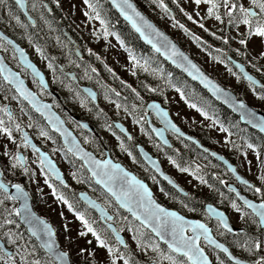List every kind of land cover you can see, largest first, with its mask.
Listing matches in <instances>:
<instances>
[{"label": "trees", "instance_id": "16d2710c", "mask_svg": "<svg viewBox=\"0 0 264 264\" xmlns=\"http://www.w3.org/2000/svg\"><path fill=\"white\" fill-rule=\"evenodd\" d=\"M91 1L106 31L117 37L134 54V76L136 80L134 83L123 80L112 69L106 70L104 74L97 69L95 70L90 65V63L93 64L92 60H96V58L88 52L87 46L89 47V43L86 42L81 34L72 29L69 23V14L64 12L57 0H28L29 9L37 19L35 25H32L26 19L13 0H3L0 3L1 27L19 42L28 43L41 50L42 55L44 54L53 63L52 88L60 94V99L53 98L55 100L54 104L65 113L67 118L71 119L70 115L65 111V105L72 103L71 111L77 113L83 119L90 120L98 131L102 130L101 124L103 125V121L112 134L125 142H129V139L122 136L113 126L112 119L114 117L111 112L100 104L95 105L80 89L79 85L66 74V71L62 70L61 65L65 70H74L80 81L93 85L98 90L100 97L107 99L125 116L132 118L146 132L149 131L145 118L146 101L153 98L164 103L167 93L172 89H177L187 105L196 109L202 116L211 119L212 122L226 129L228 134L233 137L235 143L232 147L235 149H230V152L226 153L229 159L235 161L233 156L235 153L233 152L236 150L237 155L245 145L261 147L264 151V136L259 131L242 124L237 115L230 109L215 100L199 84L190 80L183 72L155 53L140 39L138 34L118 14L108 0ZM209 1L211 8L213 5V8H221L222 6L235 7V0ZM136 2L144 11L147 8L152 10L160 9L170 18L173 17L172 12L181 18L184 15L179 8L180 0H136ZM150 16L153 18V14H150ZM235 16L236 12L234 10L230 13V21L233 25L237 22ZM156 22L159 24L158 21ZM64 27L70 30L79 42L81 50L85 53L84 59L76 55L74 43L64 34ZM224 36L225 34L220 37L214 33H209L203 39L195 36L192 37L199 46L210 55L215 56L230 72L242 79L240 73L228 60V54L246 64H248L249 60L248 54L243 49H234L236 47L231 46L228 41L227 44L219 45V42H224L226 39L229 40V37L224 39ZM214 46L220 47L219 53L214 52ZM184 48L186 47L184 46ZM86 72L89 73L88 77L85 75ZM211 74L214 75L213 73ZM214 77L217 78L216 75ZM2 87V94L6 98L18 100L21 107L24 108L29 121H31L29 132L36 137L40 145L43 143V140L40 138V132L51 133L55 141L61 144L59 136L47 127L43 117L39 113L20 99L11 86L3 83ZM237 93L240 97H243L242 91L238 90ZM70 94H73L75 99H68ZM253 94L258 98H264V90L262 89L254 87ZM79 104H83V106L79 107ZM116 114L115 118H119L118 115L121 113L118 112ZM71 121L79 129L96 139L93 150L98 155L103 156L104 147L107 146L111 149L114 158L122 161L120 155L114 151L104 133L96 136L94 133L84 130L75 120L71 119ZM0 122L5 128L9 127L6 115H3L1 111ZM188 131L196 135L202 144L214 148L215 141L205 128L191 125ZM176 139L178 143H182V146L176 144L174 148H167L154 140L150 149L155 155H160L163 159H169L173 167L190 173L199 184L197 188L189 190L190 193L187 196L181 195L165 182L163 183L164 188L170 192L175 200L181 201L186 210L203 219L208 217L205 211V204L207 202L216 201L222 208H225L227 204H232L242 213L243 230L237 233H230L219 229L218 236L242 257L250 259L255 263L264 264V255H261V252L264 251V230L260 228L257 217L239 201L233 191L226 187V181L231 179V174L224 165L212 158L208 152L198 148L194 143L181 137ZM137 141L145 143L139 137ZM44 147L47 148L46 146ZM131 149L135 158L145 165L136 146L131 145ZM11 156L17 162L16 153ZM67 156L71 169L69 176L67 175L70 186L65 187L54 181L51 175L50 179L54 181L58 194L66 201L70 210L76 215H82L87 228L92 230L95 236L106 244L114 256L123 259L126 264H147L149 261L164 264L168 259L179 264H189L184 257L173 253L164 243L158 241L148 229L121 209L120 217L122 220L118 222L116 216L115 221L118 228L126 231L133 239L135 246L124 247L120 245L108 226L100 220L94 210L80 201L77 193L79 190L88 189V184H90L92 186V194L98 199H102V197L113 199L101 187L95 184L79 159L69 153H67ZM3 172L7 181H20L27 184V181L23 179L24 172H21V170L15 172L14 178L7 172ZM150 172L154 173L153 171ZM202 187L208 188L206 195L203 194ZM245 191L252 197L264 199V187L256 185L255 187L245 188ZM0 201V209L2 210L0 212L4 217L0 221L6 222L8 220L11 232L21 242L23 248L22 264H56L38 245L37 241L31 237L25 226L21 224L16 212V201L1 189ZM35 203L36 200L34 201ZM174 206L177 207L176 204ZM0 237L6 240L8 236L1 234ZM252 254H255L253 259L251 258ZM217 256L223 264H234L222 253H217ZM2 259H9V257L0 250V264ZM94 260V255L90 254V256L85 257L80 263L74 262V264H96L97 261Z\"/></svg>", "mask_w": 264, "mask_h": 264}, {"label": "water", "instance_id": "95a60500", "mask_svg": "<svg viewBox=\"0 0 264 264\" xmlns=\"http://www.w3.org/2000/svg\"><path fill=\"white\" fill-rule=\"evenodd\" d=\"M108 1L121 17L133 27L140 38L155 52L181 70L191 80L207 90L212 97L233 111L242 123L249 125L264 135V111L251 106L243 98L238 97L235 91L210 75L178 41L144 12L135 0H127L132 8H128L127 5L123 3V0ZM18 5L31 23L35 24L36 19L28 11L27 0H23V6L20 4ZM132 9H135V11ZM248 10L252 15L255 14L253 8H249ZM136 13H139V15H136ZM129 17H131V19H129ZM141 17L143 19H141ZM64 30L66 35L76 44V52L82 56V52L76 40L71 36L69 30ZM0 37L13 47L21 65L30 70L45 89L52 92L48 76L32 58L27 48L8 35L1 27ZM230 59L234 66L243 74L245 80L256 86L263 85L261 80L255 76L244 63L232 57H230ZM193 65L195 67H193ZM0 74L34 110L44 117L49 127L58 133L62 143L67 147V150L83 162L94 181L115 200L117 205L148 228L172 251L185 256L191 264H214L208 252L201 245V239H203L209 245L225 253L232 262L237 264H253L248 259L242 258L234 253L228 244L220 240L214 234L212 226L204 220L196 217H189L178 209L169 207L159 201L155 197L154 191L148 182L143 180L135 172L129 170L122 162L116 161L109 150H106L105 158H100L94 151L87 148L76 132L67 124L63 116L56 110L53 103L43 99L37 91L29 86L27 80L22 76L20 71L16 70L7 61L2 51H0ZM69 75L77 80L74 72H69ZM82 88L94 102H99L98 92L94 87L82 85ZM53 93L56 97H59L57 93ZM147 111L148 122L154 130L155 136L163 144L166 146H172L173 144L167 134L168 129L194 142L202 149L208 150L216 159L222 162L237 178V183H227V187L236 192L241 202L258 217L261 227L264 228V218L260 215V212L264 211V209H260L259 207L260 205H264V200H256L242 191L238 184L252 186L253 182L239 171L237 165L222 153L204 146L195 135L188 133V131L178 125L174 121L170 110L160 101H149L147 104ZM152 111L157 115L162 126H158L152 121ZM72 117L84 128L96 133L94 125L88 120L81 119L75 113H72ZM114 124L122 133L126 134L128 137L132 136L123 122L115 121ZM23 136L25 142L39 154L44 168L49 173L53 174V177L57 181L64 185H69L64 171L51 153L40 146L26 129H23ZM138 150L142 159L162 179L171 184L182 194H188V191L178 184V182L164 169L161 159L158 156H155L142 144L138 145ZM17 156L22 162V165L25 166L26 159L24 153L19 151ZM141 185L143 187H141ZM0 188L18 202L17 213L20 222L47 255L55 260L57 264H73L70 253L65 251L59 242L54 225L36 210L29 190L21 182L6 181L1 169ZM78 195L84 203L99 214L102 221L108 224L119 243L126 246L128 244L126 235L117 229L116 224L113 222L115 217L114 214L89 191L81 190ZM160 209L164 211L160 212ZM205 209L212 219L219 220L224 229L230 232L242 230L241 227L236 226L231 221L226 210L220 208L216 204L209 202L206 204ZM168 213H174L175 215L170 216L167 215ZM199 225H203V228L199 227ZM189 231L191 233H189ZM0 247L7 255L13 254V250L10 249L1 238ZM148 264L156 263L149 262Z\"/></svg>", "mask_w": 264, "mask_h": 264}, {"label": "rangeland", "instance_id": "374dc122", "mask_svg": "<svg viewBox=\"0 0 264 264\" xmlns=\"http://www.w3.org/2000/svg\"><path fill=\"white\" fill-rule=\"evenodd\" d=\"M57 1L61 4V8L64 12L69 14V23L72 26V29L81 34L86 42L89 43V47L86 45L88 52H90L92 56L94 55L93 57L96 59H103L106 65L112 68L121 77L134 83L136 81L133 74L135 67L134 54L132 51H129L117 37L106 31L96 9L90 3V0ZM179 7L184 15H182V18L178 16L177 22L183 23L182 25L190 30H195L201 35V37L208 36V33L211 32L220 37L225 34L223 38L226 39L229 37V40L226 39L224 42H219V45L224 43L227 44L228 41L230 45L236 47V49L245 50L249 57V66L258 72L259 75H264V35H259L258 32L252 34L250 27L245 23L240 25L236 24L235 26L231 23L230 26H227L225 18H222V12L224 11L223 7L219 9L211 8L210 2L206 0H199V3H197V0H180ZM146 12L149 15L153 14L154 20L158 21L165 31H167L181 45L185 46L202 67L208 72L216 75L222 84H227L226 86L235 92H238V90L242 91V98L245 101L251 106L264 111V99L254 96L251 88L245 80H242L239 76L230 72L226 66L194 44L192 39L186 33L175 26V22L172 21L164 11L147 8ZM24 45L32 54L34 60H36V62L44 69L48 77L52 78L53 69L48 61L41 55L39 50L28 43H24ZM0 50L5 53L12 66L25 76L30 86L41 94L43 92L42 88L29 72L26 73V71L16 63L13 52L1 46V44ZM92 62L95 64V60H92ZM97 67L102 73H106L104 65L98 62ZM1 83L2 77L0 75V84ZM167 95L169 101L168 104L165 103V105L170 109L175 120L184 128L190 129L191 125L205 128L215 141L214 149L221 153H227L230 152V149H235L232 147L233 140L231 136L228 135L227 131L211 122L209 119L203 117L193 108L187 106L181 99L180 93L177 90H171ZM1 99L0 111L6 112V120L9 127L5 128L0 122V169L7 172L13 178L16 171L18 172L21 170V172H24L23 179L27 181V184H23L30 191V194L33 197V202L36 200V203L34 204L36 210L53 223L57 230L61 246L70 253L74 262L80 263L85 257L93 254L97 261L96 264H126L123 259H118L111 254L106 244L97 238L93 231L87 228L81 215L74 214L70 210L66 201L58 194L54 181L50 179V175L44 169L39 157H37L36 153L24 142L21 130L22 128L29 130V124H31V121H29L26 112L24 108L21 107L19 101L12 98L8 99L4 95L1 96ZM8 105H10V113H8ZM71 105L72 103H67L65 106L70 109ZM101 105L103 108L110 110L114 115L118 113V110L113 104L105 98L101 100ZM82 106L83 104H79V107ZM60 112L65 116L62 111ZM8 117H10V119H8ZM121 119L129 127L130 131L142 136V138L146 140L148 146L152 144L151 135L143 133L139 126L133 123L131 118L125 117V115L122 114ZM66 120L76 131L83 144L93 150L96 139L78 127L73 126L69 121V118ZM102 123V132L107 136L114 151L120 155L124 164L130 169L146 177V180L153 188L157 198L170 206L176 204V208L186 215L194 217L195 215L191 211L184 208L181 201H178L177 199L175 200L159 187L158 179L149 172L147 167L137 161L134 154L131 153L124 144L119 142V139L111 133V130L106 127L103 121ZM171 137L173 138V136ZM40 138L43 140L42 145L47 147L52 155L58 160L66 175L69 176L71 169L64 146L58 144L51 136V133L40 132ZM243 150V153L240 152V154L235 156L240 171L250 180L256 182V185L264 187L263 149L261 147L245 145ZM18 151H23L25 154V167H22L19 160L15 162L14 158L11 156L12 154L15 155V153L17 156ZM235 152L236 150L233 153ZM163 165L188 189L193 190L198 187V183L189 173L178 171L167 159L163 160ZM88 190L90 192L92 190L90 184H88ZM202 191L203 194L206 195L208 188L202 187ZM100 200L112 213L117 215V221L120 222L122 220L120 217L121 212L115 202L105 197H102ZM225 208L232 221L236 225L242 226L241 212L230 204H227ZM0 211L2 212L1 209ZM1 212L0 220H3L4 217ZM204 219L206 222L210 223L209 217ZM0 223V235L4 234L8 236L6 240L3 237L0 238H2L7 246L13 250V254L8 256L9 259H2L1 264H22L23 248L21 242L14 233L11 232V226L8 220L6 222L0 221ZM126 236L128 237L130 244L135 246L133 239L127 234ZM202 244L206 247L215 263L220 264L212 249L205 243ZM261 255H264V251L261 252ZM254 257L255 254H252L251 258L253 259ZM164 264L179 263H173L171 259H168Z\"/></svg>", "mask_w": 264, "mask_h": 264}, {"label": "flooded vegetation", "instance_id": "af4514ba", "mask_svg": "<svg viewBox=\"0 0 264 264\" xmlns=\"http://www.w3.org/2000/svg\"><path fill=\"white\" fill-rule=\"evenodd\" d=\"M215 3V2H214ZM235 7L232 9L231 7H226L225 8V13L223 15V17L225 18V23L226 25L230 26L231 21H230V13H232L234 10L236 12V23L237 25H240L242 23L247 24L250 27V31L252 34H255L258 32V29L264 28V8L261 7V5H264V0H235L234 2ZM249 4V5H248ZM249 8H253L255 14L251 15L250 12L248 11ZM173 11V10H172ZM172 16L173 18H175L177 22L178 16H176V14L174 12H172ZM245 19V20H244ZM179 25L181 24L180 22H177ZM1 26V25H0ZM190 30V29H189ZM192 33H195L193 30H190ZM7 32V31H6ZM8 33V32H7ZM9 34V33H8ZM10 35V34H9ZM12 36V35H10ZM13 37V36H12ZM14 38V37H13ZM0 44H5L7 45L6 42H4L2 40V38H0ZM10 51L13 52V49L10 47L9 48ZM15 54V53H13ZM16 63H18L16 61ZM19 64V63H18ZM21 66V65H20ZM22 67V66H21ZM23 68V67H22ZM24 69V68H23ZM27 72H29L31 74L30 71L24 69ZM62 70L65 72V69L62 68ZM254 74L256 76H258L260 78V80L262 81V83H264V75H259L258 72H256L255 70L251 69ZM54 71V68H53ZM32 75V74H31ZM86 77H88L89 73H85ZM33 76V75H32ZM34 77V76H33ZM37 81V80H36ZM38 83V82H37ZM39 84V83H38ZM79 84H81V82H79ZM3 84H1L0 86V96H1V91H3ZM40 86V84H39ZM42 88L43 93L48 97L51 98L53 97L54 99H60L59 97H55L50 91L44 89L42 86H40ZM257 89H262L264 90V86L258 87ZM60 95V94H59ZM259 95V94H258ZM52 98V100H53ZM68 99H75V96L73 94L69 95ZM54 101V100H53Z\"/></svg>", "mask_w": 264, "mask_h": 264}, {"label": "snow or ice", "instance_id": "6c2138e0", "mask_svg": "<svg viewBox=\"0 0 264 264\" xmlns=\"http://www.w3.org/2000/svg\"><path fill=\"white\" fill-rule=\"evenodd\" d=\"M2 2H3V0H0V3H2ZM16 2L18 4H20L21 6H23V0H16ZM123 3L126 4L128 8H132V6L130 4H128L127 0H123ZM197 3H199V0H197ZM261 7L264 8V5H261ZM132 10L135 11V9H132ZM136 15H139V13H136ZM129 19H131V17H129ZM141 19H143V18L141 17ZM137 30H139V29H137ZM258 34L264 35V28L258 29ZM193 67H195V66L193 65ZM141 187H143V186L141 185ZM259 207H260V209H264V205H260ZM163 211H164L163 209H160V212H163ZM167 215L171 216V215H175V214L174 213H168ZM260 215L262 218H264V211H261ZM199 227L203 228V225H199ZM189 243H191V242H189Z\"/></svg>", "mask_w": 264, "mask_h": 264}]
</instances>
